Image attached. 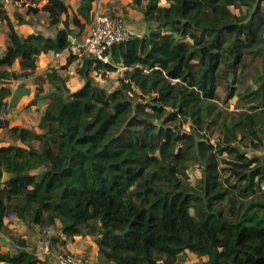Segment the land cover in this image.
Wrapping results in <instances>:
<instances>
[{
  "label": "trees",
  "instance_id": "trees-1",
  "mask_svg": "<svg viewBox=\"0 0 264 264\" xmlns=\"http://www.w3.org/2000/svg\"><path fill=\"white\" fill-rule=\"evenodd\" d=\"M80 1L74 15L62 0L28 9L45 12L51 27L63 24L54 39L20 35L0 6L8 26L0 117L7 83L32 73L40 55L70 47L74 28L84 29L78 15L90 24L98 0ZM133 2L150 32L113 46L109 63L82 57L84 85L76 92L50 69L53 90L38 131L8 130L14 143L0 147V230L8 232V213L40 228L59 223L67 239L94 237L103 264H177L187 253L206 257L205 264H264V109L255 112L264 108L261 0ZM249 55L262 68L256 91L243 97L261 105L230 113L216 102L218 86L226 82L232 98L229 78ZM17 61L22 75L11 70ZM116 64L124 72L109 92L92 73L104 77ZM211 129L221 133L214 144ZM242 140L261 153L247 157L236 145ZM195 165L196 187L186 181ZM0 263L45 264L26 248L0 252Z\"/></svg>",
  "mask_w": 264,
  "mask_h": 264
},
{
  "label": "crops",
  "instance_id": "crops-1",
  "mask_svg": "<svg viewBox=\"0 0 264 264\" xmlns=\"http://www.w3.org/2000/svg\"><path fill=\"white\" fill-rule=\"evenodd\" d=\"M62 1L69 6L71 15L78 14V9L81 3L80 0ZM41 2L43 5H41L40 9L47 3V0H42ZM133 3V0L96 1L92 7L90 24H87L84 19H82L81 16L78 15L82 24H84V29L79 30L72 26V28H74V33L70 36L71 43L76 39L81 40L87 36L92 24L94 12L97 9H99L103 13L111 15H122V13L124 12L125 14L123 13L124 15L122 16L125 18L126 23L132 32L135 33V30L140 29L142 33V35L140 36L149 33L150 29L143 22L142 12L140 10H137L136 6ZM145 3L146 0H143L144 5ZM4 8L11 23L14 25L15 30L24 37L40 33L45 38L54 39L56 37L57 31L64 27L62 23L56 27H51L48 21L49 17L47 19L48 15H45L46 20L42 21V23L39 24L35 21L34 14L29 12V14H25V16H23V19H25L26 21L19 23L18 19L15 16L18 12L17 9L11 5L4 6ZM65 18V15H63L62 19L65 20ZM30 19L34 20L35 24H31ZM1 22L2 21L0 20V53L6 47V33L8 30L6 22ZM55 54V52L51 51L47 54L40 55L37 63V68L32 73L15 80H11L7 83V87L10 90V95L6 99L7 112H4L2 114L5 120L3 124L6 125V123H8V125H10L12 128L14 126H22L21 124L23 122H26L30 127L34 129L37 128V126L34 125H38V116L46 109L49 102V93H51V91L53 90L46 77L50 69H55L58 71V73L66 80L67 88L71 92H76L83 87L84 81L77 73V69L81 67V57L68 53V50H64L63 52H61L60 57H56ZM70 57H76V59L72 63L68 64ZM11 70H14L18 73L21 72L18 61ZM94 74L95 76L97 75L95 72ZM33 116L35 117L34 119L36 123L33 122ZM2 129L3 128H1L0 126V130ZM10 144L11 143L3 142V140L0 139V147H6ZM8 177L9 176L5 174L4 180H7ZM4 223L8 229V232L0 230V252L15 254L19 249L26 248L28 250H31L30 242L35 239L34 232L31 229L28 230V226L22 223L13 213H8L6 215ZM61 236L63 237L62 242H64V244L60 246V249L86 258L88 257L93 261L98 260L99 248L95 240H93L95 238H93L92 236L77 235L69 239L64 237L62 234ZM14 237L18 238L16 240L22 239L24 243L25 241H28V243H25L23 247V245L21 246L17 243V241H14ZM26 244H29V246H26ZM49 248L51 249V247ZM42 252L44 255L38 257L42 263L56 264L55 254H47L45 249ZM39 253H41V251ZM187 256L192 262H194V260H197V258L203 260L204 264L207 261L206 257H198L192 253H188Z\"/></svg>",
  "mask_w": 264,
  "mask_h": 264
},
{
  "label": "rangeland",
  "instance_id": "rangeland-1",
  "mask_svg": "<svg viewBox=\"0 0 264 264\" xmlns=\"http://www.w3.org/2000/svg\"><path fill=\"white\" fill-rule=\"evenodd\" d=\"M41 1L42 0H35L37 5H36V7H31V8L40 9L41 5H43ZM160 4L164 5V6L167 5L166 1H162ZM261 7L263 8V11H264V0H261ZM136 9L140 10V8L137 6H136ZM17 11L18 12L16 13L15 16L18 19V22L22 23V22L26 21L25 19H23V16H25V14H29L28 10H24V11L17 10ZM232 11L234 13L240 15L241 13H245L246 10H245V8L237 9V8L233 7ZM123 13H122V15L125 14V13L124 14ZM33 14L35 17L34 18L35 21L39 24L42 23V21L46 20L45 15H47V14L43 13L42 11L41 12L39 11L38 13H33ZM47 19H48V16H47ZM0 20L2 21L1 23L6 22V24H7L6 20H2L1 18H0ZM30 21H31V24H35L34 20L30 19ZM48 21H49V19H48ZM6 35H7V33H6ZM135 35L136 36L142 35L140 29L135 30ZM6 45H7V39H6ZM252 56L253 55L246 56V59H247L246 65L237 69L236 73L232 74L229 78V81H228L229 85L232 84V82L234 81V78H235V84H233L234 89H235V95L232 98L227 99L228 92L226 89V84H225L226 82L219 84L216 102L218 103V105H220V107L223 110L228 111L230 113H240V112L248 111L252 107L261 105V104L258 105V103H256L253 100V99H256V97H257L254 94L252 95L253 101H248L247 98L243 97V95L245 94V92L247 90H250V92H254V91H256V89L258 87L257 75L262 68V62L258 58H254ZM115 66L117 67V71L107 73L104 77L100 76V75L95 76L94 73L92 74V77L95 79V81L101 87L106 88V90L109 92L114 90L119 85V79H120V77H122V74H123L122 72L124 70L117 64ZM12 71H14V70H12ZM16 73L18 75H22L23 71H21L20 73H18V72H16ZM261 109H264V108H258L257 110H255V112L260 111ZM1 117H2V121L0 122V126L3 129L0 130V139H2L3 142H7V143L12 144L14 142H13V140L10 137L9 132H8V130L11 128V126L10 125L6 126L5 124H3L5 122V120H4V117L2 115H1ZM34 118L35 117L33 116V122L36 123ZM38 121H39V116H38ZM187 122L188 121H186V123H185V121H183V123L185 124V126H184L185 129L187 131H189V122L188 123ZM21 125L22 126H29V124L26 122H23ZM34 126H38V125L36 124ZM35 130L38 131V127L35 128ZM209 133H210L211 141L213 144L216 143L217 140L221 138V133L216 129H211L209 131ZM236 145L238 147H240L241 152L246 153L247 157H251L252 155H258L261 153V151H256L253 148V146H251V143H249L248 141H245V140L239 141ZM224 157L228 158V156L225 154H224ZM221 166H225V164L221 163ZM200 179H201V168L199 167V165H195V166L191 167L188 170V176H187L186 181L188 183H190L192 186L196 187L199 185ZM22 223H24V222H22ZM24 224L26 226H28V230L31 229L35 234V239L32 242H30L31 250H28V249L27 250L32 252L36 258H38L41 255H44L42 251H44L46 245L48 247H51V249H52V250L50 249V255L55 254V256H56L58 253L66 252L65 250L60 249L63 237L61 236L59 224H56L55 226L45 227V228H40L39 226L29 225L27 223H24ZM16 239H18V238L14 237V241H17ZM93 240H95V239H93ZM39 242H40V244H39ZM25 243H28V241L27 242L25 241ZM26 246H29V244H26ZM40 246H41V248H40ZM40 251H41V253H39ZM187 254L179 257L177 264H204L203 260H201L200 258L199 259L197 258V260H194V262H192L190 260V258L187 256ZM55 259H56V257H55ZM87 259H89V258L87 257ZM89 260H91V259H89ZM91 261L94 264H103L101 262L100 258H98L97 261H93V260H91Z\"/></svg>",
  "mask_w": 264,
  "mask_h": 264
},
{
  "label": "built area",
  "instance_id": "built-area-1",
  "mask_svg": "<svg viewBox=\"0 0 264 264\" xmlns=\"http://www.w3.org/2000/svg\"><path fill=\"white\" fill-rule=\"evenodd\" d=\"M7 5L24 11L36 7L37 4L35 0H0V6ZM134 37H136L135 33L129 29L122 15H111L97 9L87 36L81 40H74L66 50L73 55L109 63L112 47L126 43ZM55 56L60 57L61 52L56 53ZM1 121L2 118H0ZM45 250L47 254H50V248L47 245ZM55 257L56 264H94L91 260L71 252L58 253Z\"/></svg>",
  "mask_w": 264,
  "mask_h": 264
},
{
  "label": "water",
  "instance_id": "water-1",
  "mask_svg": "<svg viewBox=\"0 0 264 264\" xmlns=\"http://www.w3.org/2000/svg\"><path fill=\"white\" fill-rule=\"evenodd\" d=\"M6 126H8V123H6Z\"/></svg>",
  "mask_w": 264,
  "mask_h": 264
}]
</instances>
